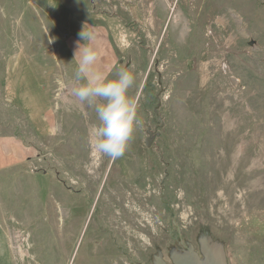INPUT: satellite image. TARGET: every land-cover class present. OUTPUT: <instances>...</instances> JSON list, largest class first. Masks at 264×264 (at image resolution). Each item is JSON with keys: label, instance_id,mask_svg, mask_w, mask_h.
I'll return each instance as SVG.
<instances>
[{"label": "rangeland", "instance_id": "obj_1", "mask_svg": "<svg viewBox=\"0 0 264 264\" xmlns=\"http://www.w3.org/2000/svg\"><path fill=\"white\" fill-rule=\"evenodd\" d=\"M77 27L106 41L109 79L135 76L142 126L116 160L94 149L99 121L68 74L47 75L72 63ZM0 139L17 167L0 190V264H179L189 251L206 264V248L264 264V6L0 0Z\"/></svg>", "mask_w": 264, "mask_h": 264}, {"label": "clouds", "instance_id": "obj_2", "mask_svg": "<svg viewBox=\"0 0 264 264\" xmlns=\"http://www.w3.org/2000/svg\"><path fill=\"white\" fill-rule=\"evenodd\" d=\"M79 36L83 43H77L74 53V60L79 57L75 79L83 82L72 89V95L96 113L99 123L91 129L94 149L116 160L125 154L134 132L142 126L138 102L129 95L135 76L120 68L115 78L109 79L104 72L94 70L98 56L90 43L94 33L83 29Z\"/></svg>", "mask_w": 264, "mask_h": 264}, {"label": "crops", "instance_id": "obj_3", "mask_svg": "<svg viewBox=\"0 0 264 264\" xmlns=\"http://www.w3.org/2000/svg\"><path fill=\"white\" fill-rule=\"evenodd\" d=\"M75 30H79V31H75V30H73V34H77V35H79V33L83 30V27H77V28H74ZM76 36V35H75ZM78 39H79V37L78 36H76ZM96 38L94 37V39L93 40H95ZM100 40V39H99ZM91 46L93 47V48H95V50L97 51V54H98V56H97V62H96V65H95V67H94V70H99V71H102V72H106L107 71V65H106V58L103 56V57H101V53H103V50H105L104 51V53H106V49H107V46H106V41H105V43H103V42H99L98 40H96V41H94V42H91ZM76 48H77V44L75 45V46H73V47H71L70 49H71V51H72V53H75V51H76ZM69 49V50H70ZM65 50V52H67V48H65L64 49ZM77 58H79V57H77ZM74 59H72V61H73ZM64 61V63H58V69H59V71H58V75H59V77L58 78H52L51 76H53V75H55L56 74V71L54 70H52L53 71V73H47V75L49 76V78H50V82H57V80L59 81V82H61V81H63L62 80V75H64V78H65V75H67V76H69V78L67 77V78H65V83L67 82V81H69V90L70 91H72V89L73 88H75V87H78L79 86V84L80 83H82L83 81H77L76 79H75V71H76V68H77V62L76 61H71L72 63H70V64H68V61L67 60H63ZM195 63H196V61H195ZM112 69H113V67H112ZM111 71H113V70H111ZM73 75H74V77H73ZM42 78V80H43V78H45V77H41ZM34 82H38V80L37 81H34ZM43 82H44V80H43ZM43 84V83H42ZM34 92H35V96H39L41 93V91H43V86H42V90L40 89V87H34ZM37 93V94H36ZM8 148V150L7 151H9L10 149V145L8 146V145H6L5 144V146H4V144L1 142V139H0V190H1V186L3 185V180H5V179H3L4 177H3V173H5V172H7V171H11V170H13V169H16L17 167H16V165H15V161L13 160V159H10L12 156H11V154H8V153H4V148ZM16 146L14 145L13 146V148L14 149H16L15 148ZM5 162H7V166L5 165L4 166V163ZM9 162H12V164H9L8 165V163ZM12 178V177H11Z\"/></svg>", "mask_w": 264, "mask_h": 264}, {"label": "water", "instance_id": "obj_4", "mask_svg": "<svg viewBox=\"0 0 264 264\" xmlns=\"http://www.w3.org/2000/svg\"><path fill=\"white\" fill-rule=\"evenodd\" d=\"M206 257V264H226L223 255L215 249L206 248ZM179 264H203V262L199 261L195 255L189 251L188 256L182 259Z\"/></svg>", "mask_w": 264, "mask_h": 264}, {"label": "trees", "instance_id": "obj_5", "mask_svg": "<svg viewBox=\"0 0 264 264\" xmlns=\"http://www.w3.org/2000/svg\"><path fill=\"white\" fill-rule=\"evenodd\" d=\"M260 1H261L262 5L264 6V0H260Z\"/></svg>", "mask_w": 264, "mask_h": 264}, {"label": "bare ground", "instance_id": "obj_6", "mask_svg": "<svg viewBox=\"0 0 264 264\" xmlns=\"http://www.w3.org/2000/svg\"><path fill=\"white\" fill-rule=\"evenodd\" d=\"M227 24V23H226ZM204 264V263H203Z\"/></svg>", "mask_w": 264, "mask_h": 264}]
</instances>
